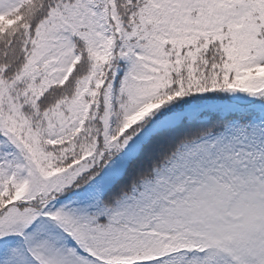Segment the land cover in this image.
I'll use <instances>...</instances> for the list:
<instances>
[{
  "label": "snow or ice",
  "instance_id": "6c2138e0",
  "mask_svg": "<svg viewBox=\"0 0 264 264\" xmlns=\"http://www.w3.org/2000/svg\"><path fill=\"white\" fill-rule=\"evenodd\" d=\"M0 264H264V0H0Z\"/></svg>",
  "mask_w": 264,
  "mask_h": 264
}]
</instances>
